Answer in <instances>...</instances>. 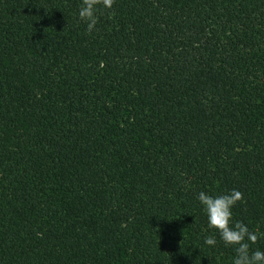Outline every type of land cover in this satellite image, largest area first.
I'll use <instances>...</instances> for the list:
<instances>
[{
  "label": "trees",
  "instance_id": "16d2710c",
  "mask_svg": "<svg viewBox=\"0 0 264 264\" xmlns=\"http://www.w3.org/2000/svg\"><path fill=\"white\" fill-rule=\"evenodd\" d=\"M80 4L0 0V264H231L233 189L264 250V0Z\"/></svg>",
  "mask_w": 264,
  "mask_h": 264
},
{
  "label": "clouds",
  "instance_id": "9594fccd",
  "mask_svg": "<svg viewBox=\"0 0 264 264\" xmlns=\"http://www.w3.org/2000/svg\"><path fill=\"white\" fill-rule=\"evenodd\" d=\"M112 3L113 0H81L77 14L79 19L86 23L88 33L96 30L97 5L101 4L107 9L111 8ZM196 199L206 214L208 229L215 230L224 246L233 249L231 264H264V250L251 248L258 240L257 233L250 230L245 223L232 219V209L236 202L242 199V194L238 190L233 189L215 196L200 191ZM203 243L215 247L216 235L204 236Z\"/></svg>",
  "mask_w": 264,
  "mask_h": 264
}]
</instances>
